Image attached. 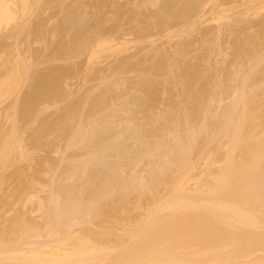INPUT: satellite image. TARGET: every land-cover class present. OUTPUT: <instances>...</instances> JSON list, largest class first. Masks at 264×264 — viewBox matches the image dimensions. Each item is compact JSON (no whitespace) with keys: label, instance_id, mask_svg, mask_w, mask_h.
Masks as SVG:
<instances>
[{"label":"rangeland","instance_id":"rangeland-1","mask_svg":"<svg viewBox=\"0 0 264 264\" xmlns=\"http://www.w3.org/2000/svg\"><path fill=\"white\" fill-rule=\"evenodd\" d=\"M249 1L250 0H0V234H1L0 235V251L1 252L4 250H7L9 248L11 249V248H15V247H16V249L18 247V249L20 248L23 250L24 249L29 250L31 248L36 247L37 245H38V247H40L39 245L41 242H43V241L45 242V240L48 241V238H46V237H47V234H49V233L51 235L50 236L51 241H52V239L54 241L55 240L57 241L58 239H62V238H60V236L62 237V235H64L63 231L67 228L66 232L68 230H69V232L70 231L74 232L77 230V232H74V233H76V235H78L80 233L79 235L84 234L88 238L89 237L91 238V236H93L92 238L96 242L99 240H100L99 242H101V240H103L104 242L102 241V243L107 242L110 245H112V244L114 245L117 243L116 241H118L119 244L117 243V245H115L116 247L114 249L116 251L115 257L118 256L117 253L119 251L123 250L122 247L124 248V243L126 241L129 242L128 244H127V242L125 244L128 246L130 245L129 249L132 250V252L127 251L129 249H126V250L124 249L123 251H125V252L122 251V253H126V256H127L126 260L131 259L130 261L133 260V262H134L135 258L133 257L134 258L133 259L131 256H133L135 254L134 252L136 250L134 252H133V250H134V248L136 249L137 246H135V245H138V244L133 245V243H136V241L133 242L132 244H130V241H128V240H130L129 238H131V235L133 236V232L131 231V230H133L132 229L134 227L133 225H135V227H136V225L139 226L138 224H141L142 220H139V219L143 217V216H141V214L146 213L147 210L145 208L148 209L147 204L149 202H147V201H149L148 200L149 196H148V198L142 196L143 197L142 198L135 192L131 191V193H129L128 192L129 190L124 189V187H125L124 184L125 183L127 184V182H123V180H122V182H123L122 183V182H120L121 179L119 178L116 181L117 183L115 181H113V183H112V185L115 184V186H113V188L115 187V190L112 188L113 189L112 191H114L112 193L113 197L111 195H109L108 191H106L105 188H104L105 190H103L102 187L99 189L100 191L102 190L101 192L103 193V194H100L99 197H101V195L104 197V195H105V199H103L101 197L102 198L101 199L102 201L100 200L101 202L96 201L97 203L92 204V206L94 208L92 207L93 209L91 208L92 210H89L90 213H87L86 212L87 210H84V208L82 211H80L81 208L83 207L81 205V203L79 205H81L82 207L79 206L80 208H77L79 210L76 209V206L78 207V204L76 206L72 204L73 207L70 206L72 209L74 208V210L77 211V212L76 211H74V212L79 213L80 216L82 217L81 218L79 216V214L73 213L74 215L72 214L73 216L69 219V221L72 218L74 220L78 219V220H76L75 226L78 224L79 225L76 227V229H75V226H73L74 229L71 228L72 224H71V227L69 225H67V223L68 224L73 223L74 220L67 222L66 218H65L66 221H64V222H67L66 225L68 227L64 224L65 229L63 227L61 229L60 226L64 222L59 224L61 222V220H60V222L57 220L59 218H56L55 216H53V214H52V216H48L51 214V211L49 212L48 211L49 208H47V207H49V204H50L48 201L56 193H57L56 194L57 196L62 194L60 197L64 196L65 193L66 194L68 193L67 195L69 196L70 195L69 191H72V188H74L76 190L78 189V191L80 188V190L82 192H84L85 187L81 183L82 182L86 183V180H84V181H81V180H82V178H85L83 176L85 173L84 172L85 170L88 171V174H90L91 172L94 173L93 174L94 176H91L92 174L89 175L90 177L87 175L89 177V179H91L90 181H92L95 178V176H98V174H99V177H96V179L98 178L97 179L98 181H101L100 175L104 174V178H105L104 172H106V171H104V172L102 171L105 167H103L101 169L100 168L101 166H99V168L97 167L98 170H97V168H95L96 169L95 171H91L89 169L91 172H89V170L86 169L89 167L90 164L92 166L90 165L91 167H89V168H94V165H96V163L98 165H100V162L98 163V161H97V160H100L99 156L96 155L97 156L96 157L97 162L95 161V159L91 158V156L93 154H95V151L97 152L98 149L97 150L91 149L92 151L90 149H87V151L85 152V150L87 148L85 146H87V144L89 145L88 142L92 141V140L90 141L89 136H88L89 132H87V131H89L87 129L89 126L88 124L89 123L93 124L94 119H95L96 123L101 120L100 122L97 123V125L99 123L102 125V123H104V121H103L104 118L106 120L107 116H108L107 120L113 122L112 123V125L114 124V126H112L113 128L110 127L111 130L108 131L107 134L104 135V136L107 135L105 139H107L108 141H110L108 139V136L112 135L113 138H116L115 135H120L121 134L120 131L121 132L125 131L128 124H129V126H128L129 128H127V130L130 129L131 132H133V131L135 132V130L137 129L136 130L137 132H135V135L136 136L138 135L139 138L141 137L140 142H139L140 145L135 141L136 139H138V137L135 138V140L130 139V141H129L128 135L131 132L127 131V133H125L126 135L125 136L123 135V137H122L123 139H121V137L119 138L117 136L118 138L116 141V139H113L111 137L112 140L110 143L112 145H110V147H109L110 150L109 149H102L103 151L107 152V155L109 156V158L106 154H104L103 151H100V149H99V151H100V153L103 152V154L105 155L104 159L106 158V160L109 162L112 161L109 164V167H108L109 169L106 168L107 171L111 169L110 171H113V173L114 172L116 173L118 171V167H119L120 171H118L117 174L119 172L121 173L123 171L124 173H121V178L123 179V177H124L125 180H128V178H130L131 174L129 175V173H131V172L140 173L143 171L144 173L142 172V174L145 175L146 176L145 178L148 179L150 177V176H148V175H150V170L152 168H154V166H153V165H155V164H153L154 162H156L158 160L161 163L160 165L163 166L164 165L163 162L164 161L166 162L167 160L170 159L169 155H168L169 156L168 157L167 154H165L166 155L165 156L164 153H162V152H164V150L161 147L162 146L161 144L162 143L164 144L165 142L167 144H170L172 142V144H170V146L177 145V143H174L175 141L177 142V139L175 141H173L174 132H172V130H171L172 128L175 130L179 128V130H180L185 125L186 122H184V121H186V120L189 121L190 124H191V122H193L192 125L195 126L196 123L199 121L198 119H200V121H202L203 120L202 118H204L203 116L201 117L200 114L199 115L197 114L198 112L199 113L201 112V108H203L202 110L207 109L206 112H208L210 109H212V107L214 108V106H215V108H214L215 111H217V109H218L217 112L220 113L221 110H223V109H221L222 106H223V108H226V105L228 106L229 102L233 101V98L230 97L233 94L232 95L229 94L231 91V90L229 91V89H230L229 81L230 80L228 81L227 79H230L231 76L232 77L238 76L239 77L238 81L242 80V83H244L245 81H246V83H248L247 85H245V89L248 90L247 93H250L251 90L255 87V86L253 87V85L256 84L254 82H256L257 80L260 81V80H262V78H264V38H263L264 35H262L264 33V32H262L264 30V0H257V1L251 0L250 2H252V3H249ZM253 2H255V3H253ZM244 5H246V6H244ZM256 6H257V8H255ZM239 7H241V8H239ZM236 8H238V9H236ZM251 8H252V10H251ZM254 8H255V10H254ZM227 9L231 13H229V11H227ZM247 9H248L249 13L251 11L250 14L248 13ZM222 10H225V11H222ZM253 10L256 13H254ZM220 11L222 14H224L223 15L224 18L223 17H220V18L225 19V20H221L218 17V15L220 16V14H219ZM236 12H237V14H239L238 16L236 14H234ZM243 12H244V14H243ZM227 13H228V15H227ZM232 14H233V16H232ZM240 14L243 17L245 16V18H243ZM247 14L249 17L248 16L246 17ZM254 14H256V16ZM230 16H232V17L230 18ZM250 16H252L253 18H251ZM226 17H228L229 19L228 18L226 19ZM218 20H220L221 22L219 21L220 22L219 23ZM241 20H242V22H241ZM227 23H229V24H227ZM242 24H244V25H242ZM230 25H232L233 27ZM236 25H237V27H236ZM180 31H181V34L179 33ZM184 31H186V32H184ZM260 39H263V40H260ZM216 42H218V43H216ZM214 44H216V45H214ZM260 50L262 51L263 56L261 55L262 53ZM253 52H256V54ZM257 54H259V55H257ZM253 55H254V57H253ZM255 55H257V56H255ZM260 55L263 58L260 57ZM162 56H164V57L162 58ZM169 59L172 60L173 64L172 63L169 64L170 63ZM252 59L253 60L255 59L257 61V63H254L256 61L255 60L252 61ZM166 60L169 63L166 62ZM250 61H252V62H250ZM260 61H261V64H258V63H260ZM175 62H177L179 64L176 65L177 63H175ZM164 63L166 64V67H165ZM257 64H258L259 69L256 66ZM167 65L168 66L171 65L172 68L167 67ZM234 65L236 66L237 70H235ZM163 67H165V68H163ZM227 67H229V68H227ZM232 67L234 69H230ZM244 67H245V70H243V72H242V69ZM162 68L164 71L162 70ZM252 68H253V70H252ZM254 68H256L255 69L256 71L254 70ZM216 70H217V73H216ZM222 70H223V72H222ZM232 71H233L234 75L236 73L235 76L233 75ZM117 72L119 74H117ZM168 72H170V73H168ZM249 72L252 74H247ZM219 73H220V75H219ZM240 73H241V75H240ZM245 73L247 75H251V76L247 77V75ZM117 75H119V76L117 77ZM242 75H244L245 77ZM218 76H219V79L217 78ZM115 77L117 80L114 79ZM214 77H216V80H217V82L215 84H214V81H216V80ZM220 77H222V78L220 79ZM223 77H225V78H223ZM226 77H229V78H226ZM100 78H101V81H100ZM102 78L105 80H103ZM222 79H223V81H225V80L228 81V82H226L228 84H226L224 82H223V84H221L224 86V87L222 86V92H223V89L228 88L227 86H229V89H226L228 91L226 92V90H224L223 95H221L220 89H219L220 91L218 93H216L217 89L215 90V92L212 89L214 87L213 85L218 84L219 80H220L219 83H222V81H221ZM234 79H237V77ZM111 80H113V81H111ZM118 80H120V81H118ZM212 80H214V81H212ZM247 80H249V81H247ZM253 80H254V82H252ZM102 81H104V82H102ZM105 81H108L109 83L105 82ZM121 81H122V83H121ZM208 81L209 82L211 81V82L209 83ZM262 81L264 82V79ZM101 83H102V85H101ZM117 83L118 84L120 83L121 86L120 85L118 86ZM239 83H241V82L239 81ZM147 84H149V85H147ZM225 84H226V86H225ZM98 85H100V86H98ZM115 85H116V87H115ZM250 85H251L252 89L250 88ZM107 86H108V88L109 87H112V88H109V90H108ZM113 86L116 89L113 88ZM211 86H212V88H211ZM117 87L119 89H117ZM216 87H217V85H216ZM114 89H115V91H114ZM210 89H212V90H210ZM255 89L258 90L259 87H258V89L257 88L253 89L254 90L253 94L255 97L252 96L253 94L252 95L250 94V95L253 97V98L251 97V99H254V101L255 100L257 101L259 95L261 94L260 97L262 96V93H261L260 89L258 90L259 93ZM106 91H108V92L106 93ZM116 92H117V94H116ZM213 92L216 94L213 95L214 94ZM225 92H226V96H225ZM219 93L222 97L220 95L217 96ZM115 94L117 95V97ZM207 94H208V96L206 97L205 95H207ZM210 95L211 96L213 95V97H215L214 100L216 102H217V99H216L217 97H221L222 99L224 98L222 100L223 102L219 101V99L221 100V98L218 99V101L220 103H222L221 107H220V103L218 102L217 103L218 108H217V106L215 105L216 103L214 101H213V103H215V104H213V105L211 104L212 106H210V104H209L210 107L206 105L205 102H207V101H205L206 100L205 97L208 98ZM250 95H249V97H250ZM257 95H258V97H257ZM213 97H212V99H210L211 97L208 98V102L213 100ZM227 97L229 99H227ZM203 98L205 100H204V102H201V100ZM118 99H119V101H117ZM261 101H259V102H261ZM200 103L205 104L207 106V108H205L203 104H202L203 105V107H202L200 105ZM223 103H224V105H223ZM124 104H127V105H124ZM135 104H136V106H135ZM78 105L80 108L78 107ZM118 105H120V106H118ZM122 105L124 106V108ZM191 106H192V108H191ZM200 106H201V108H200ZM127 107H129V108H127ZM82 108H84V109H82ZM100 108L101 109L103 108L102 109L103 111ZM107 108L108 109L110 108L109 109L110 111ZM130 108H131V110H130ZM208 108H210V109L208 110ZM105 109H107L106 112H105ZM113 109H115V110H113ZM122 109H124V111L127 114L125 112H123ZM96 111L97 112L99 111V112L97 113ZM113 111H115V112H113ZM128 111H130V112H128ZM120 112H122V113H120ZM202 112H205V111H202ZM106 113H107V115H106ZM162 113H163V115H162ZM194 113H196L197 114L196 117H199V118L194 117V115H193ZM96 114L99 116H97ZM117 114H119V115H117ZM157 114H158V116H157ZM115 115H116V118H114ZM121 115H122V117H121ZM202 115H203V113H202ZM129 116L131 119L134 117L135 118L130 120ZM148 116L150 118H148ZM261 116H263V115H261ZM111 117H112V119H111ZM117 117H119V118L117 119ZM173 117H175L174 118L175 120L173 119ZM88 118H90L91 120ZM98 118H99V120H97ZM123 118L128 121L127 122L128 124L126 123V120L125 121L123 120ZM136 118H137V120H139L138 121L139 123L137 122ZM159 118H160V120H158ZM179 118H180V120H178ZM185 118H186V120H185ZM114 119L117 122H115ZM120 119H121V121H120ZM155 119H157V121ZM170 119H172V120H170ZM195 119L198 121H195ZM145 120L147 121L146 122L147 125L145 123ZM166 120H168V122H166ZM173 120L177 121L180 124L179 125L180 127H178V125H175V127H177V128H174L173 125H170V126H168V128L170 127L169 128L170 130H169L167 128V126H163V125H167V123L170 124L169 121H172V123H174ZM210 120H211V122L215 121V119H210ZM118 121H120L121 124H119ZM131 121H133L134 123ZM200 121L197 123L198 125L201 123ZM82 122H83V124H82ZM95 122H94V124H96ZM164 122H166V123H164ZM153 123H154V125H153ZM183 123H184V125H183ZM80 124H81V127H80ZM117 124H119V125H117ZM134 124L135 125L138 124L136 128L133 127V126H135ZM104 125H106V124H104ZM115 125H117V126L115 127ZM124 125H126V127ZM76 126H78V127H76ZM118 126H120V127H118ZM75 127H76V129H74ZM117 127H118V130H117ZM157 127H159V128H157ZM187 127H190V125L188 124ZM78 128L80 130H78ZM164 128H167L166 130H169V132H171L173 135H169L170 137L168 135H164L166 132V131H163ZM85 129H86L87 134L84 133V137L86 135L87 138L85 139L83 137L82 139H80L79 138L80 134L77 136V133H78V131H81V130L85 131ZM158 129L162 130L163 133H162V131L159 132ZM117 132H119L120 134ZM140 132H141V134H140ZM144 132H146V133L144 134ZM155 132L156 133L159 132V133L156 135ZM169 132H167V133H169ZM159 134L160 135L163 134V136H166L165 139L161 138L163 136L162 135L159 136ZM74 135H75V137H74ZM147 135H149V136H147ZM76 136H77V138H76ZM132 136L133 135L131 134V137ZM144 136L146 138V142L145 141L144 142L148 143L149 146H151V145L156 146L155 143H157V142H159L158 145L161 143L160 144L161 146L159 145L161 147L160 155H162L163 158L161 156H160L161 158L160 157H153L149 153H148L149 155H147V156L145 153L143 154L142 150L146 151V152L149 151L148 148H145L146 146L141 148L145 144L144 143L143 145H141V143H142L141 140L145 139ZM171 136H173V138ZM69 137H70V140H69ZM169 138H170V140H169ZM199 138H200V139H198L199 142H197L195 144L194 148L192 149V150H194L192 153L193 157L191 156V159L193 158L192 159L193 161H194V158H196L198 155L197 152H199V154L201 153V151H199V150H201L200 147H201V145L204 144L203 142L205 141L202 136ZM17 139L18 140L20 139V140L18 141ZM71 139H73V141H71ZM84 139H85V143H84ZM88 139H89V141H87ZM127 139H128V141H127ZM156 139H157V142H156ZM166 139H168V140H166ZM77 141H80L81 143L78 142V144H79L78 145ZM225 141L227 142V139H225ZM225 141L223 140L222 144L220 143L221 151H220V153L218 152L219 155L216 154L217 156H219L218 160H222V159H220V154L222 152V154H221V158H222L223 154H224L223 150L226 147ZM68 142H69V144H68ZM125 142H127V143H125ZM113 143H114L115 147L113 146ZM118 143H120V146ZM16 144H19V145H16ZM122 144H124V145L130 144V146H127V147L129 148L132 146V150L134 151L133 152L134 154L130 153V156H129L128 155L129 152L127 154L125 152V150H123V148H126V147L121 146ZM135 144H136V147H135ZM15 147H16V151H15ZM121 147H122V149H118ZM137 147H138V149H137ZM213 147L214 146H211V147H209V149H211V148L214 149ZM222 147L224 149H222ZM84 148H85V150H84ZM144 148L146 150H144ZM12 149H14L13 152H12ZM114 149H116V150H114ZM147 149H148V151H147ZM118 150H119V153H118ZM132 150L130 149L129 151L132 152ZM9 151H11V153ZM26 151L28 152V154ZM111 151H114V154ZM13 153H15V155ZM89 153H90V155L91 154L92 155L90 157H88V159H87L85 155L87 154V156H89ZM121 153H123V154H121ZM194 153H195V155L196 154L197 155L194 156ZM103 154L101 153V155H103ZM116 154L118 156L120 154L121 155L118 158V156ZM142 154H143V156H142ZM81 155L85 156L84 159L87 160L88 162L85 161ZM150 155H151V158H150ZM77 156H78V158L81 157L82 159L81 160L78 159ZM110 156L114 159H112V158L110 159ZM138 156H139V158H138ZM217 156H215L216 159H217ZM94 157H95V155H94ZM140 157H142L143 160L142 159L140 160ZM115 158H118V159H115ZM132 158L133 159L135 158V159L133 160ZM165 158H166V160H164ZM198 158H199V155H198ZM198 158H197V160H198ZM90 159H91V162L93 161V163H95V164H93V163L89 164ZM116 160L119 162L121 160V162L119 163ZM128 160H129V162H128ZM139 160L142 162V164L140 163L139 165H137ZM151 160L153 162H151ZM197 160H195V161L197 162ZM105 161L104 160L101 161V163H104V166L108 163L107 161L105 163ZM132 161H133V163H132ZM203 161H204V159L201 161L202 164H201V162H199L200 166L198 165V167H193V168H196V171L193 169L192 171H194L195 173L193 174V172L191 171V174L195 175L196 173L198 174L199 172H200V174H204L203 172L207 173L206 172L207 170L210 172V174H211V172L213 173V171H218V172L220 171V170H217L218 168H220L218 166H214L213 168L211 167L212 170L210 168L205 169L207 166L203 167L205 165L203 163ZM85 162H87L88 165ZM149 162H151V163L149 164ZM177 162L178 161H176V163ZM70 163H72V164H70ZM111 164L113 165V167L111 166ZM118 164H119V166H118ZM195 164L197 166L198 162L194 163L193 165L195 166ZM85 165H87V167H85ZM165 165L163 167H165ZM173 165L174 166L169 167L170 171L172 173L168 169V171H165L166 174H164V175L161 174V175H163L161 177L162 181L160 179V181L162 183H160L157 186L160 194L164 197H165L166 190L168 189V186H169L166 182L170 181V183H172L174 181V179L180 173L179 172L180 170L178 167L179 164L175 165L173 163ZM201 165H202V169H201ZM79 166H81V167H79ZM121 166H123V167H121ZM74 167H75V169H74ZM115 167H117V168H115ZM176 167H178V168H176ZM72 168H73V171H72ZM137 168L139 170H137L135 172V170ZM68 169H69V171H68ZM70 169H71V171H70ZM203 169H204V171L201 173V171ZM77 170H79V171L77 172ZM80 170L81 171L83 170L82 171L83 173ZM114 170H116V171H114ZM146 170H148V171H146ZM129 171H131V172H129ZM145 171H146V174H145ZM108 172L106 173V175L109 174ZM125 172H126V174H125ZM66 173H68V174H66ZM176 173H177V176L175 175ZM122 174H123V176H122ZM127 174L129 177L127 176ZM167 174H168V177H165V176H167ZM173 174L175 175L174 178H173V176H174ZM204 175H207V174H204ZM81 176H83V177L81 178ZM125 176H127V177H125ZM203 176L201 177L202 179L207 178L206 176L205 177H203ZM101 177L103 178V176H101ZM163 177H165V178H163ZM169 177H170V179H169ZM171 178H173V179L171 180ZM96 179H94V180L96 181ZM77 181H79V182H77ZM206 181H204L205 184L208 183ZM72 183H73V185H72ZM165 184L168 186L166 187ZM68 185L71 188V190H69L70 188L68 189ZM120 185H122L123 187ZM151 187L153 189V184H151ZM120 188H122V189H120ZM62 189H63V191H62ZM67 189H68V191H67ZM105 191L108 194H105L104 193ZM88 193H91V192H88V190H87L83 193L84 195L82 194L81 197L78 196V198H81L80 199L81 202H84L85 197H87V199H88V196L90 197V195ZM153 193H154V191H153ZM32 194H34L35 197H33V200H29L32 198V196H33ZM50 194H52V196ZM79 195H81V194H79ZM68 196H66V197H68ZM66 197L64 196L63 199L65 198L66 202H67L68 200ZM73 197H75V196L73 195ZM138 197L141 198L140 201H138V199H139ZM68 198L70 199V196ZM135 198H136V200H134ZM41 199H42V201H41ZM125 200H127V201H125ZM70 201L72 202V199H70ZM107 201H108V203H107ZM116 201H117V203H116ZM35 202H37V203H35ZM141 203L144 205H142ZM39 204H40V206H39ZM135 204L137 205V207ZM134 205L136 208L133 207ZM118 206H120V207H118ZM121 207H123L124 209ZM42 208H43V210H42ZM125 208H127V210H125ZM133 208H135V209H133ZM137 208H139V209H137ZM121 210H123V211H121ZM47 211L49 212V214H47L48 213ZM83 211L86 213V215L89 214L91 216L92 220L90 219V216L87 217ZM80 212L81 213L83 212V213L81 214ZM263 212H264V210L261 213H263ZM137 213H138V215H137ZM261 213H259V214H261ZM75 215H77L76 218L74 217ZM95 215H97V216L95 217ZM49 217L51 218V220ZM78 217L81 218L80 219L81 221H80V223L77 224V222L79 221ZM85 217L87 219L89 218L91 221L89 220V222H86L88 220H86ZM125 217H127V218H125ZM135 217H136V219H135ZM164 217L163 218L159 217V219L154 220L155 224L158 223L155 225L156 228H154L155 230L159 229V232L155 231V233H154L156 236L158 234V237H155V235L152 234L154 232V231L152 232V230H151L152 233L150 231L148 232L149 237L147 235L146 236L148 237V239L151 236V238L149 239L151 241H153V239H155V238H157L155 240H158V238H161V240L163 242H162V245L159 244V247L161 245V248L163 249L164 246L168 245V249H171V248H169V245H171L170 247H172V249H174L176 251L175 253H177V254H175V255L176 256L178 255V257H179L178 253H180V252L186 251L188 253L189 251L186 250L185 243H186V240L192 238L193 234L191 232L188 239H186L187 236L184 234H183L184 236L180 234L181 236L178 237L179 233H181L180 230L183 231V228L180 227L179 231H178L177 226H182V225H178L179 221L181 222L180 224L184 225V223H185L184 220L185 219L189 220L190 217H187V216L183 217V215L176 217L175 219H178V221L175 220V222L177 224L174 222V219H171L172 216H167L166 220H164L165 219ZM21 218H22V220H21ZM68 218H69V216H68ZM84 218L86 221L84 220ZM168 218L171 221H169ZM197 218L199 219L200 217L198 216ZM24 219H25V222L29 221V223L26 222L27 223L26 224L24 222ZM46 219H48V221ZM124 219H126L128 221H126V223H125ZM152 219L149 221H152ZM179 219H181V220L183 219V220L181 221ZM198 219H196V221L200 222V221H198ZM200 219H201V222L202 221L205 222V220L206 219L208 220L209 218H207V216H206V217H201ZM49 220L51 221V223H49L50 222ZM158 220H160L161 223ZM207 220H206V222H207ZM211 220H212V218L209 219V222ZM55 221L57 222V224L60 225V226L58 225L61 229V231H59V232L57 230H60V229L58 228L57 225H56L57 226V228H56V226H55L56 222ZM117 221H118V223H117ZM135 221L136 222L140 221V223L139 222L136 223ZM166 221H167V223H168V221L170 223L168 225L163 224L164 222L166 223ZM183 221H184V223H183ZM172 222H174V224ZM217 222H218V224H217ZM217 222L215 221L216 227L214 225L215 224L214 221L212 222L214 224H211V223L208 224L207 223L205 230H203L204 232L201 230H198L197 227H194V229H193L194 230L193 233L195 232L194 234L198 233L199 236L201 233L205 234V237H203L204 235L203 236L201 235L202 236V239H200V240H202V241H200L201 244L196 243V247L199 246V248H202L204 246L202 244H206V242L208 244L209 243L213 244L212 243L213 242L212 237L214 236V234H213V236H211V234L209 233L210 227L215 228V230H218V232L224 230V229H221L222 228V225H221L222 222H219V221H217ZM14 223H16V224H14ZM74 223H75V221H74ZM81 223H83V224H81ZM17 224H18V226H17ZM47 224H48V227H47ZM52 224H53V226H51ZM89 224H90V226H89ZM127 224H128V226H127ZM160 224H163L165 227H163V225H160ZM170 224H172V225H170ZM26 225H30V226H26ZM103 225H104V227H103ZM157 225H159L160 228H158ZM174 225L176 226V229H177L176 230L177 232L176 231L174 232L175 234L173 232H171V231H174V228L173 229L171 228V227H175ZM101 226L103 228H107V229H104L105 233L102 231L103 229L101 228ZM161 226H162V228H161ZM220 226H221V228H220ZM33 227L36 229V231ZM53 227H54V229H51ZM28 228L29 229L33 228V229L29 230ZM46 228H48V229H46ZM95 228H96V230H95ZM163 228H164V230H163ZM87 229H88V231H87ZM98 229H100V230H98ZM219 229H221V230H219ZM249 229H251V228H249ZM39 230H41L43 232L41 233V231H39ZM50 230H52V231H50ZM160 230H162L164 232H162V231L160 232ZM166 230H168V232ZM244 230L245 229H243V231ZM246 230H248V228ZM29 231L33 232V233L31 232V235H33V234H34V236H37V234L40 235V236H38L39 238L37 237L39 240L36 238L37 240L34 239L35 241L39 242L41 239L43 240L44 238H45V240H43V241L41 240L40 243H38V242L36 243L34 240H33L34 243L30 242L31 236H29V238L28 237L26 238V236L29 234ZM98 231H99V234L96 235V233H98ZM254 231H252V233H250L248 235L246 234L248 237H246L244 235H237L238 231L233 233L234 234V237H233V234H231V232H230L229 233L230 236H232V238H234V239H230V240L238 241V239H240L239 241L241 242L243 240V237H241V236H244V238L246 240L245 241L243 240L241 243L236 244L237 247H235V246L234 247H232V246L227 247L225 250V252L226 251L227 252L224 254L228 255V253L230 252L229 255L233 254L234 257L235 256L237 257L236 258L237 260L236 259L235 260L237 261L238 264H240V261H241V264H244V263H242V260L240 257L241 254H245V252H246V254L250 255V253H251V255L253 256V254L255 252H248L251 250L250 248L253 247L252 248L253 251H255L258 246L262 247V249H264L263 248L264 240L262 242V239H264L263 238L264 235L262 238H260L259 241H257L255 236L253 235ZM35 232H37V233L35 234ZM67 233H65V235ZM85 233H87V234H85ZM93 233H94V235H92ZM120 233H121V235L123 234L124 237H123V235L121 236ZM172 233H173V237L171 236L172 237V239H171V237H168V235H171ZM240 233H241V231H240ZM111 234H112V236H111ZM216 234H218V233L216 232ZM257 234H258V232H257ZM257 234H255V235H257ZM263 234H264V232H263ZM88 235H90V236H88ZM161 235L163 237L166 236V237H164L166 239L168 237V239H169V240L167 239L168 243H167L166 239L164 240V238L162 239V237H160ZM235 235H236L237 239H236ZM249 235H251V237H253V240L250 241L251 237ZM125 236L128 238V240ZM176 236L178 238H176ZM221 236L222 235H219L220 238H221ZM238 236H240L242 238V240ZM260 236H261V234H260ZM104 237L106 240L104 239ZM109 237H110V239H109ZM114 237H115V239H114ZM25 238L29 239L30 241L29 240L28 241L30 243H32L33 245H31L29 242H28L29 245H27ZM116 238L118 240H116ZM174 238H176V242L178 241V243H176V245L174 242H172ZM179 238H180V242L184 239L183 243L181 242V244H179L180 243ZM181 238H182V240H181ZM227 238H230V237H228V234H227ZM247 238H250L248 240V242L250 241V243L246 242ZM19 239H20V242H19ZM93 239H91V240L93 241ZM123 240L124 241L126 240V241L123 242ZM23 241H25L26 245L23 244L24 243ZM120 241H121V243H120ZM158 241H160V239ZM260 241H261V243H260ZM145 242L146 241H144L142 243L144 244ZM148 242L149 241H147L145 243V244H147L146 248L143 247L144 245L142 246V244H139L140 246H142L144 248V250H142V247L140 249L139 245H138L139 247H137V248H139L140 251L142 250L144 252L149 247ZM243 242H244V244L246 243V245H244ZM166 243H167V245H166ZM34 244H36V245H34ZM120 244H122V246ZM154 244H156V241L152 245H154ZM208 244H207V246H208ZM30 245L33 247H31ZM178 245H180V247L183 246L184 250L179 248ZM247 245L249 247H247ZM43 246H44V244H43ZM132 246H133V248H132ZM25 247H27V248H25ZM38 247H36V248H38ZM120 247H121V249H120ZM125 247H127V246H125ZM176 247L179 248V250H176L177 249ZM259 247H258V249L260 250ZM254 248H255V250H254ZM165 249H167V248H164V250ZM228 249H229V251H228ZM174 250L172 251L173 253H174ZM147 251H148V249H147ZM128 252H130V253H128ZM166 252H167V250H165V252H163V253H166ZM169 252L170 253L168 254V256L173 258V256H171V255H174V254H172L170 250H169ZM127 253H128V255H127ZM131 253H134V254H131ZM256 253H257V250H256ZM129 254H131V256ZM143 255H144V253H143ZM154 255L152 254V256H154ZM165 255H167V254H165ZM175 255H174V257H176ZM180 255L182 257L184 256L182 254H180ZM126 256L124 255L125 258H126ZM158 256H160V255H158ZM111 257H113V256L111 255ZM111 257H108V258H110V261L105 260V262L106 263L112 262L114 259ZM128 257H130V258H128ZM184 257L186 258V256H184ZM234 257L230 258L232 260L229 259L228 264L229 263L231 264V261H232V264L236 263L235 261H233ZM238 257H240V258H238ZM108 258H106V259H108ZM163 258L166 259L165 261L163 260L164 262H167V260H169V258L167 259L164 256L162 257V259ZM256 258H254V259L256 260ZM111 259H113V260L111 261ZM162 259H160L159 261H161ZM190 259L194 263H192L190 261ZM190 259H189V257H187L184 260V262H187V263H183V264H197L198 263V262L192 260V258H190ZM238 259H240L239 262H238ZM259 259L261 260V258H259ZM260 260H259V262L261 263ZM188 261L190 263H188ZM251 261L248 262V264H251ZM168 262H170V261H168ZM23 263H21V264H23ZM5 264H15V263H5ZM168 264H170V263H168ZM217 264H219V262H217ZM255 264H257V263H255Z\"/></svg>","mask_w":264,"mask_h":264},{"label":"bare ground","instance_id":"bare-ground-1","mask_svg":"<svg viewBox=\"0 0 264 264\" xmlns=\"http://www.w3.org/2000/svg\"><path fill=\"white\" fill-rule=\"evenodd\" d=\"M251 1V0H250ZM249 1V3H252V2H250ZM257 1V0H256ZM253 3H255V2H253ZM250 5V4H249ZM244 6H246V5H244ZM248 6V5H247ZM251 6V5H250ZM5 7V6H4ZM228 7V6H227ZM225 8V7H224ZM234 8V7H233ZM239 8H241V7H239ZM249 8V7H248ZM255 8H257V6L255 7ZM255 8H254V10H255ZM236 9H238V8H236ZM235 9V10H236ZM260 9V8H259ZM250 10V9H249ZM251 10H252V8H251ZM254 10H253V12H254ZM258 10V9H257ZM256 10V11H257ZM261 10V9H260ZM222 11H225V10H222ZM227 11H229L228 9H227ZM232 11V10H231ZM234 11V10H233ZM244 11V10H243ZM247 11H248V9H247ZM262 11V10H261ZM246 12V11H245ZM226 13V12H225ZM229 13H231L230 11H229ZM240 13V12H239ZM248 13H249V11H248ZM250 13H251V11H250ZM249 13V14H250ZM254 13H256V12H254ZM219 14H220V16L218 15V17L220 18V17H223L224 18V14H222L221 13V11L219 12ZM234 14H236L237 16L239 15V14H237V12L236 13H234ZM243 14H244V12H243ZM222 15V16H221ZM227 15H228V13H227ZM241 15V14H240ZM255 16H256V14H254ZM259 15V14H258ZM232 16H233V14H232ZM232 16H230V18L232 17ZM242 16V15H241ZM248 16V14L246 15V17ZM243 17V16H242ZM249 17V16H248ZM251 18H253L252 16H250ZM228 17H226V19H227ZM235 18V17H234ZM243 18H245V16L243 17ZM221 20H225V19H222V18H220ZM229 19V18H228ZM249 20V19H248ZM220 20H218V22H219ZM228 21V20H227ZM231 21V20H230ZM237 21V20H236ZM239 21V20H238ZM221 22V21H220ZM219 22V23H220ZM241 22H242V20H241ZM222 24V23H221ZM224 24V23H223ZM227 24H229V23H227ZM226 24V25H227ZM233 24V23H232ZM242 25H244V24H242ZM230 26H232V25H230ZM261 26V25H260ZM233 27V26H232ZM236 27H237V25H236ZM226 28V27H225ZM229 29V28H228ZM225 30V29H224ZM233 30V29H232ZM183 32V31H182ZM184 32H186V31H184ZM221 32V31H220ZM228 32V31H227ZM262 32H264V30L262 31ZM180 34H181V31L179 32ZM222 33V32H221ZM237 33V32H236ZM179 34V35H180ZM262 35H264V33L262 34ZM261 35V36H262ZM260 37V36H259ZM264 38V37H263ZM260 40H263V39H260ZM262 42V41H261ZM216 43H218V42H216ZM248 44V43H247ZM214 45H216V44H214ZM262 45V44H261ZM103 46V45H102ZM247 47V46H246ZM250 49V48H249ZM261 51V50H260ZM253 53H255L256 54V52H253ZM252 53V54H253ZM261 53H262V51H261ZM166 54V53H165ZM260 54V53H259ZM259 54H257V55H259ZM98 55V54H97ZM257 55H255V56H257ZM262 56H263V53L261 54ZM260 55V57H262ZM170 56V55H169ZM177 56V55H176ZM164 56H162V58H163ZM167 57V56H166ZM172 57V56H171ZM253 57H254V55H253ZM259 57V58H260ZM97 58V57H96ZM256 58V57H255ZM258 58V59H259ZM263 58V57H262ZM261 58V59H262ZM165 60V59H164ZM255 60V59H254ZM253 59H252V61H254ZM263 60V59H262ZM95 61V60H94ZM169 61H170V63L166 60V62H168L169 64H171L172 63V60H170L169 59ZM252 61H250V62H252ZM256 61V60H255ZM165 62V63H166ZM249 62V63H250ZM164 63V65H165V67H166V64ZM167 63V64H168ZM175 63H177V62H175ZM254 63H257V61L256 62H254ZM253 63V64H254ZM168 64V65H169ZM173 64V63H172ZM179 63H177L176 65H178ZM235 64V63H234ZM238 64V63H237ZM258 64H261V61H260V63H258ZM258 64L256 65L257 67H258ZM167 65V67H171V65L170 66H168ZM233 65V64H232ZM241 65V64H240ZM245 65V64H244ZM243 65V66H244ZM173 66V65H172ZM235 66V65H234ZM239 66V65H238ZM237 66V67H238ZM242 66V67H243ZM250 66V65H249ZM248 66V67H249ZM253 66V65H252ZM165 67H163V68H165ZM246 67V66H245ZM245 67L242 69V72H243V70H245ZM251 67V66H250ZM156 68V67H155ZM163 68H162V70H163ZM172 68V67H171ZM227 68H229V67H227ZM235 68V70H237L236 69V66L234 67ZM233 67L232 68H230V69H234ZM247 69V68H246ZM250 69V68H249ZM256 68H254V70H255ZM258 69H259V67H258ZM171 70V69H170ZM234 70V71H235ZM241 70V69H240ZM239 70V71H240ZM248 70V69H247ZM252 70H253V68H252ZM164 71V70H163ZM249 71V70H248ZM247 71V72H248ZM251 71V70H250ZM256 71V70H255ZM173 72V71H172ZM222 72H223V70H222ZM229 72V71H228ZM115 73V72H114ZM168 73H170V72H168ZM216 73H217V70H216ZM227 73V72H226ZM232 73H233V71H232ZM117 74H119L118 72H117ZM229 74V73H228ZM231 74V73H230ZM246 74V73H245ZM247 74H252V73H247ZM246 74V75H247ZM174 75V74H173ZM219 75H220V73H219ZM233 75H234V73H233ZM235 75H236V73H235ZM234 75V76H235ZM240 75H241V73H240ZM116 76V75H115ZM119 75H117V77H118ZM122 76V75H121ZM216 76V75H215ZM242 76H244V75H242ZM248 76H251V75H247V77ZM257 76V75H256ZM112 77V76H111ZM174 77V76H173ZM237 77V79H234V78H236ZM245 77V76H244ZM104 78V77H103ZM102 78V79H103ZM108 78V77H107ZM106 78V79H107ZM213 78V77H212ZM215 78V80H216V77H214ZM218 79H219V76L217 77ZM222 77H220V79H221ZM223 78H225V77H223ZM226 78H229V77H226ZM238 76H235V77H230V79H227L228 81H229V86H230V89H229V86H227L228 88H225V89H223V92H222V86L223 85H221V84H223V82L224 83H226V82H228V81H223V79L221 80L222 81V83H219L220 82V80L218 81V84H216L217 85V87H216V85H213L214 87L212 88V86H211V88L213 89V91L215 92V90H216V93H218L220 90H221V95H223L224 94V90H226V89H229V91H230V93L229 94H233L232 96H230L231 98H233V101H231V102H229V105L227 106L226 105V108H223V106L221 107V105H222V103H220V102H223L222 100L224 99H222L221 97V95H220V93L217 95V96H221V97H217L216 99H217V102L214 100L215 99V97H213V95H215L216 93H214L212 96L210 95L208 98H210V99H212V97H213V100H211V101H209L208 102V98H206L207 96H208V94L207 95H205L206 97H205V99L203 98L202 100H201V102H204V100L205 101H207V102H205L206 103V105L207 106H209V104H210V106H212L213 104H215L216 106H217V108H218V102L220 103V107H221V109H223V110H221V112L219 113V112H217L218 111V109H217V111H215V106H214V108L212 107V109H210V108H208V112H206V110H202L203 108H201V106L203 107V105H204V107L205 108H207V106L205 105V104H201L200 103V108H201V112L199 113L198 111V115L200 114L201 115V117L203 116L204 118H202L201 120L202 121H200V119H198L201 123L198 125L197 123L199 122L198 120H196L195 119V121H198L197 123H196V125L194 126V125H192L193 124V122H191V124H190V122L189 121H187L186 120V118H185V120L186 121H184V122H186L185 123V125H184V123H183V127L179 130V128L178 129H171L172 130V132H174V135L171 133V132H169V128H168V126H170V125H173V127L174 128H177V127H175V125H178V127H180L179 125V123L177 122V121H174L175 119V117H173V122L174 123H172V121H169L170 122V124L169 123H167V125H163V126H167V128L169 129V130H166L167 128H164V130L163 131H166L165 132V134L164 135H173L174 136V138H173V136H171L172 138H173V141H175L176 139H177V142L175 141L174 143H177V145H175L174 143V145L175 146H170V144H172V142L170 143V144H167L166 142L163 144H159L162 148H163V150H164V152H162V153H164V155L165 154H167V156L169 155L170 156V159L169 160H167L166 162L164 161L163 163H164V165H165V167H163V166H161L160 164V162L158 161H156V162H154L153 164H155V165H153L154 166V168H152L151 170H150V175H148V176H150L148 179L147 178H145L146 176L145 175H143L142 174V172H140V173H137L136 171L137 170H139L138 168L135 170V172L136 173H133V172H131V171H129V172H131V173H129V175L131 174V176H130V178H128V180H125L124 179V177H123V179L121 178V173H124L123 171L118 175L117 174V172L118 171H120L119 170V167H118V171L115 173H113V171H110V170H108L107 171V169L106 168H108L109 167V164H110V162H112V161H107L106 160V158L104 159V154H106L107 155V152L106 151H103L102 149H109V147H110V145H112L110 142H111V137H112V135L111 136H108V139L110 140V141H108L107 139H105L106 138V136H104L105 134H107V132L108 131H110L111 129H110V127L111 128H113L112 126H114V124L112 125V123L113 122H111V121H109V120H107L108 119V116H107V119L105 120V118H104V123H102V125L99 123L98 125H97V123L98 122H100V121H98L97 123L95 122V119H94V122L96 123V124H94V122H93V124L91 123H89L88 125V130L89 131H87V132H89L88 133V136H89V139H90V141L91 142H88L89 143V145L87 144V146H85V147H87L86 148V150H85V148H84V150H85V152L87 151V149H98V151L96 152L95 151V154H91L90 155V153H89V156H87V154L85 155L86 156V158L88 159V157H90L91 156V158H93V159H95V161H96V157L97 156H99L100 157V160H97L98 161V163L100 162V165H98L97 163H96V165H94V168H89V167H91L92 165L90 164V163H93V161L91 162V159H90V161H89V164L91 165H89V167L88 168H86V169H90L91 171H95L96 169L95 168H99V166H101L100 168L102 169L103 167H105L102 171L104 172V171H106V172H104L105 173V178H104V174L103 175H100V178H101V181H98L97 179H96V177H99V174H98V176H95V178L94 179H96V181L94 182L93 180L92 181H90L91 179H89V175H91V176H94L93 174L94 173H92L90 170H89V172H91L90 174H88V171L87 170H85L84 172L86 173H84V177L85 178H82L83 176H81V178H82V180L81 181H84V180H86V183H84V182H82L81 184H83L84 185V187H85V191H87L88 190V192H91V193H88L89 195H90V197L88 196V199H87V197H85L84 198V202H81V198H78V196H82V194L85 192H82L81 190H80V188H79V191H78V189L76 190V189H74V188H72V191H69L70 193V199H72V202L70 201V199L68 198L69 196L65 193L64 194V196L66 197V196H68V197H66L67 198V202H66V199L64 198L63 199V197L64 196H62V197H60L61 195H59V196H57L56 194L53 196V197H51L50 199H49V207H47V208H49V212L51 211V214L50 215H48V216H52V214H53V216H55L56 218H59V219H57L59 222H60V220H61V222L59 223V224H61L62 222H64V221H66L65 220V218L67 219V222H70V221H72V220H74L73 218L69 221V219L77 212L76 210H74V208L72 209L70 206H72L73 207V205H77L78 204V207L76 206V209L77 208H80L79 206H81L82 208H81V210L80 211H82L83 210V208H84V210H87L86 212L87 213H90V211L89 210H92L94 207L92 206V204H94V203H97L98 201L99 202H101L102 200V198L103 199H105V195H104V197L101 195V197H99V195L100 194H103L99 189L102 187L103 188V190H105L106 189V191H108V193H109V195H111L112 196V193L114 192V191H112L113 189L115 190V187L113 188V186H115V184L114 185H112V183H113V181H117L119 178L121 179V181L120 182H122V180H123V182H127V184L125 183L124 185H125V187H124V189H126V190H129L128 192L129 193H131V191L132 192H135V193H137L140 197H142V196H144V197H147L148 198V196H149V198H148V200L149 201H147V202H149L147 205H148V209L147 208H145L147 211H146V213L144 214H141V216H143L142 218H140L139 220H142L141 221V224H138L139 226H137L136 225V227H135V225H133L134 227L132 228L133 230H131L132 232H133V236L131 235V238H129L130 240H128V238H127V240L128 241H130V244H132L133 242H135L136 241V243H133V245L134 244H142V246L143 247H145L146 248V246H147V244H145L147 241H149L148 242V245H149V247L147 248L148 249V251H147V249L143 252L142 250H144V248L142 247V246H138V245H135V246H137V247H139L140 249H141V247H142V252L140 251V249L139 248H137L136 247V249L134 248V250H133V252L135 253H131V254H134L133 256H131V254H129L133 259H134V262H133V260L132 261H130L131 259H129V260H126L127 259V256H126V253H122V251L125 249H129V246L128 245H126L125 243L127 242L126 240V242L123 240V242H125L124 243V248L122 247V249L123 250H121V251H119L117 254H118V256L117 257H115V245H117V243L119 244V242L118 241H116V240H118L117 238L119 237H117L116 238V244H112V245H110L109 243H102V241L103 240H101V242H99V241H95L92 237L93 236H91V238L89 239L86 235H79L78 233V235H76V233H74V232H77V230L76 231H70L69 232V230L66 232V229L64 228V224L66 225V223L67 222H64L63 224H61V226L59 225V224H57V222H56V224H55V226L57 225H59L60 227H61V229H62V227L65 229L64 231H63V233H64V235H65V233H67L65 236L64 235H62V237L60 236V238H62V239H58L57 241L55 240H53L52 239V241H51V238H50V233L49 234H47V237L46 238H48V241L47 240H45V238L43 239V240H45V242L43 243V242H41L40 243V241L38 242V241H35V240H37L39 237L38 236H40V235H38L37 234V236H34V234L33 235H31V232L29 231V234L26 236V238L28 237L29 238V236H31L30 237V240L29 239H26V242H27V245H29L28 244V242L30 241V242H32V243H34L33 242V240L37 243H40V247H38V245L36 246V247H38V248H36V247H34V248H31V249H29V250H23V249H18V247H17V249H16V247L15 248H9V249H7V250H4V251H0V264H5V263H15V264H21V263H23V264H166L168 261H170V262H168V263H170V264H183V263H187V262H184V260L187 258V257H189V259L190 258H192V260H194V261H196V262H198L199 264L201 263H203V264H217V262H219V264H228V261H229V259L230 258H232V257H234L233 256V254H231V255H229L230 254V252L228 253V255L227 254H224V253H226L225 252V250H226V248L227 247H229V246H232V247H237L236 246V244H238V243H241L243 240L245 241L246 239L244 238V236H246V237H248L247 235L248 234H250V233H252V231H254L253 232V235L255 236V238H256V240L257 241H259L260 240V238H262L263 237V232H264V212L263 213H261L263 210H264V82L262 81L264 78H262V80H260V81H256V82H254V80L252 81V82H254V83H256V84H254L253 85V87L254 88H257L258 89V87H259V89L261 90V93H262V96L260 97V95L258 94L259 93V89L258 90H256L258 93V95H259V97H258V95H257V97H258V100L255 102L254 101V99H251V97L253 96V97H255L254 96V94H253V92H254V88L252 89V87H251V85H250V88L252 89H250L251 90V92L250 93H247V91L248 90H246L245 89V85H247L248 83H246V81L244 82V83H242V80H239L241 83H239V81H238ZM109 79V78H108ZM107 79V80H108ZM112 79V78H111ZM114 79H116V77L114 78ZM124 79V78H123ZM246 79V78H245ZM244 79V80H245ZM103 80H105V79H103ZM117 80V79H116ZM115 80V81H116ZM122 80V79H121ZM100 81H101V78H100ZM111 81H113V80H111ZM118 81H120V80H118ZM123 81V80H122ZM122 81H121V83H122ZM212 81H214V80H212ZM247 81H249V80H247ZM102 82H104V81H102ZM105 82H108V81H105ZM117 82V81H116ZM115 82V83H116ZM209 82V81H208ZM211 82V81H210ZM209 82V83H210ZM217 82V80L216 81H214V84ZM260 82V83H259ZM109 83V82H108ZM104 84V83H103ZM118 84V83H117ZM125 84V83H124ZM143 84V83H142ZM212 84V83H211ZM226 84H228V83H226ZM226 84H225V86H226ZM101 85H102V83H101ZM113 85V84H112ZM120 85V83L118 84V86ZM147 85H149V84H147ZM98 86H100V85H98ZM111 86V85H110ZM121 86V85H120ZM123 86V85H122ZM209 86V85H208ZM115 87H116V85H115ZM114 86H113V88H115ZM224 87V86H223ZM109 88H112V87H109ZM109 88H108V86H107V89L109 90ZM116 89V88H115ZM115 89H114V91H115ZM117 89H119L118 87H117ZM212 89H210V90H212ZM220 89V90H219ZM98 90V89H97ZM249 90V91H250ZM228 90H226V92H227ZM108 91H106V93H107ZM138 92V91H137ZM212 92V91H211ZM226 92H225V96H226ZM105 93V92H104ZM102 94V93H101ZM109 94V93H108ZM116 94H117V92H116ZM115 94V95H116ZM132 94V93H131ZM252 96H251V95ZM145 95V94H144ZM228 95V94H227ZM249 95H250V97H249ZM98 96V95H97ZM105 96V95H104ZM109 96V95H108ZM119 96V95H118ZM204 96V95H203ZM229 96V95H228ZM100 97V96H99ZM113 97V96H112ZM116 97H117V95H116ZM121 97V96H120ZM143 97V96H142ZM252 97V98H253ZM256 97V98H257ZM108 98V97H107ZM115 98V97H114ZM119 98V97H118ZM135 98V97H134ZM140 98V97H139ZM146 98V97H145ZM219 98H221V100L219 99ZM255 98V99H256ZM261 98V99H260ZM263 98V99H262ZM103 99V98H102ZM101 99V100H102ZM137 99V98H136ZM218 99H219V101H218ZM227 99H229L228 97H227ZM260 99V100H259ZM110 100V99H109ZM140 100V99H139ZM262 100V101H261ZM117 101H119V99L117 100ZM213 101L215 102V103H213ZM225 101V100H224ZM259 101H261V102H259ZM115 102V101H114ZM259 102V103H258ZM118 103V102H117ZM143 103V102H142ZM105 104V103H104ZM122 104V103H121ZM212 104V105H211ZM227 104V103H226ZM124 105H127V104H124ZM146 105V104H145ZM144 105V106H145ZM223 105H224V103H223ZM111 106V105H110ZM109 106V107H110ZM113 106V105H112ZM118 106H120V105H118ZM123 106V105H122ZM121 106V107H122ZM135 106H136V104H135ZM141 106V105H140ZM179 106V105H178ZM199 106V105H198ZM209 106V107H210ZM78 107H79V105H78ZM86 107V106H85ZM84 107V108H85ZM80 108V107H79ZM84 108H82V109H84ZM96 108V107H95ZM118 108V107H117ZM120 108V107H119ZM123 108H124V106H123ZM127 108H129V107H127ZM182 108V107H181ZM184 108V107H183ZM191 108H192V106H191ZM199 108V107H198ZM199 108V109H200ZM204 108V109H205ZM68 109V108H67ZM66 109V110H67ZM101 109V108H100ZM103 109V108H102ZM101 109V110H102ZM108 109V108H107ZM107 109H105V112L107 111ZM110 109V108H109ZM108 109V110H109ZM180 109V108H179ZM113 110H115V109H113ZM123 110V112H125L124 111V109H122ZM127 110V109H126ZM130 110H131V108H130ZM77 111V110H76ZM103 111V110H102ZM110 111V110H109ZM112 111V110H111ZM140 111V110H139ZM138 111V112H139ZM180 111V110H179ZM186 111V110H185ZM200 111V110H199ZM202 111H205V112H202ZM97 112V111H96ZM99 112V111H98ZM97 112V113H98ZM113 112H115V111H113ZM119 112V111H118ZM128 112H130V111H128ZM134 112V111H133ZM144 112V111H143ZM172 112V111H171ZM184 112V111H183ZM223 112V113H222ZM93 113V112H92ZM104 113V112H103ZM120 113H122V112H120ZM126 113V112H125ZM167 113V112H166ZM174 113V112H173ZM181 113V112H180ZM187 113V112H186ZM202 113H203V115H202ZM81 114V113H80ZM110 114V113H109ZM127 114V113H126ZM125 114V115H126ZM161 114V113H160ZM172 114V113H171ZM179 114V113H178ZM177 114V115H178ZM184 114V113H183ZM190 114V113H189ZM196 113H194L193 115H194V117H196V115H197ZM263 115V116H261V115ZM68 115V114H67ZM86 115V114H85ZM97 115V114H96ZM95 115V116H96ZM106 115H107V113H106ZM112 115V114H111ZM117 115H119V114H117ZM133 115V114H132ZM149 115V114H148ZM151 115V114H150ZM162 115H163V113H162ZM94 116V115H93ZM97 116H99V115H97ZM124 116V115H123ZM157 116H158V114H157ZM161 116V115H160ZM167 116V115H166ZM172 116V115H171ZM104 117V116H103ZM113 117V116H112ZM112 117H111V119H112ZM120 117V116H119ZM119 117H117V119L119 118ZM121 117H122V115H121ZM163 117V116H162ZM161 117V118H162ZM168 117V116H167ZM209 117V118H208ZM91 118V117H90ZM90 118H88V119H90ZM94 118V117H93ZM92 118V119H93ZM102 118V117H101ZM114 118H116V115H115V117ZM135 118V117H134ZM134 118H132V119H134ZM145 118V117H144ZM143 118V119H144ZM148 118H150L149 116H148ZM165 118V117H164ZM170 118V117H169ZM172 118V117H171ZM183 118V117H182ZM181 118V119H182ZM190 118V117H189ZM196 118H199V117H196ZM128 119V118H127ZM129 119L130 120H132L131 118H130V116H129ZM166 119V118H165ZM177 119V118H176ZM192 119V118H191ZM194 119V118H193ZM210 119H215V121L214 122H211V120ZM91 120V119H90ZM97 120H99V118L97 119ZM123 120L125 121L126 119H124L123 118ZM136 120H137V118H136ZM142 120V119H141ZM156 121H157V119H155ZM154 120V121H155ZM158 120H160V118L158 119ZM162 120V119H161ZM170 120H172V119H170ZM178 120H180V118L178 119ZM79 121V120H78ZM88 121V120H87ZM114 121H115V119H114ZM120 121H121V119H120ZM120 121H118L119 122V124H121V122ZM123 121V122H124ZM139 120H137V122H138ZM143 121V120H142ZM141 121V122H142ZM153 121V120H152ZM155 121V122H156ZM192 121V120H191ZM80 122V121H79ZM90 122V121H89ZM115 122H117V121H115ZM128 121L126 120V123H127ZM131 122H133V121H131ZM136 122V121H135ZM147 121L145 120V123H146ZM159 122V121H158ZM166 122H168V120H166ZM166 122H164V123H166ZM134 123V122H133ZM139 123V122H138ZM152 123V122H151ZM178 123V124H177ZM181 123V122H180ZM213 123V124H212ZM66 124V123H65ZM82 124H83V122H82ZM104 124H106V125H104ZM119 124H117V125H119ZM128 124V123H127ZM141 124V123H140ZM157 124V123H156ZM182 124V123H181ZM188 124L190 125V127H187L188 126ZM117 125H115V127L117 126ZM135 125V124H134ZM138 125V124H137ZM137 125H135V126H133V127H137ZM146 125H147V123H146ZM153 125H154V123H153ZM158 125V124H157ZM156 125V126H157ZM83 126V125H82ZM125 127H126V125H124ZM129 126V124L127 125V127H126V132L125 131H120V133L119 132H117V133H119L120 135H115L116 136V138H113V139H116V141H117V138L119 137H121V139H123L122 137H123V135L125 136L126 134L125 133H127V131H130V129H128L127 130V128H129L128 127ZM76 127H78V126H76ZM76 127L74 128V129H76ZM80 127H81V124H80ZM85 127V126H84ZM83 127V128H84ZM118 127H120V126H118ZM118 127H117V130H118ZM124 127V128H125ZM139 127V126H138ZM123 128V129H124ZM142 128V127H141ZM145 128V127H144ZM150 128V127H149ZM157 128H159V127H157ZM133 129V128H132ZM78 130H80L79 128H78ZM137 130V129H136ZM135 130V132H137ZM143 130V129H142ZM147 130V129H146ZM159 130V129H158ZM157 130V131H158ZM174 130V131H173ZM179 130V131H178ZM160 131H162V130H159V132ZM163 131H162V133H163ZM87 132H86V129H85V131L84 130H81V131H78V133H77V136L80 134V139H82L83 137H84V133H86L87 134ZM124 132V133H123ZM131 132V131H130ZM135 132L133 131V132H131L129 135H128V137H129V141H130V139H134L135 140V138H137L138 137V135L136 136L135 135ZM139 132V131H138ZM151 132V131H150ZM158 132V133H159ZM167 132H169V133H167ZM75 133V132H74ZM111 133V132H110ZM116 133V134H117ZM143 133V132H142ZM146 132H144V134H145ZM156 133V132H155ZM158 133H156V135L158 134ZM167 133V134H166ZM171 133V134H170ZM73 134V133H72ZM76 134V133H75ZM131 134L133 135L132 137H131ZM140 134H141V132H140ZM162 136H163V134H161ZM160 134H159V136H161ZM77 136H76V138H77ZM114 136V135H113ZM114 136V137H115ZM118 136V137H117ZM140 136V135H139ZM143 136V135H142ZM147 136H149V135H147ZM158 136V137H159ZM167 136V137H168ZM203 137V139L205 140H203L204 142V144L203 145H201V147H200V149L201 150H199V151H201V153L199 154V152H197V154L199 155V158H198V155H197V157L196 158H194V161L191 159V156H192V153H193V151L194 150H192L193 148H194V146H195V144L197 143V142H199L198 141V139H200L199 137ZM20 137V136H19ZM71 137V136H70ZM70 137H69V140H70ZM74 137H75V135H74ZM110 137V138H109ZM152 137V136H151ZM165 137L166 136H163V137H161V138H163V139H165ZM170 137V136H169ZM17 138V137H16ZM21 138V137H20ZM73 138V137H72ZM85 139L87 138L86 137V135H85V137H84ZM141 138V137H140ZM140 138L138 137V139H136L135 141L139 144V142H140ZM144 138H145V136H144ZM150 138V137H149ZM154 138V137H153ZM152 138V139H153ZM223 138V139H222ZM85 139H84V143H85ZM89 139L87 140V141H89ZM105 139V140H104ZM125 139V138H124ZM143 139V138H142ZM162 139V140H163ZM202 139V138H201ZM222 139V140H221ZM225 139H227V142L225 141ZM18 140V139H17ZM20 140V139H19ZM18 140V141H19ZM68 140V139H67ZM107 140V141H106ZM119 140V139H118ZM138 140V141H137ZM166 140H168V139H166ZM169 140H170V138H169ZM225 141L226 143V147H225V149L222 147V149H224L223 150V157L221 158V154H222V152H221V154H220V159H222V160H218V157L219 156H217L216 154H218V152L220 153V151H221V149H220V143L222 144V141ZM71 141H73V139H71ZM76 141V140H75ZM82 141V140H81ZM125 141V140H124ZM127 141H128V139H127ZM142 141V143H141V145H143L145 142H146V138L145 139H143V140H141ZM145 141V142H144ZM152 141V140H151ZM165 141V140H164ZM172 141V140H171ZM201 141V140H200ZM78 142H80V141H77V144H78ZM113 142V141H112ZM135 142V143H136ZM149 142V141H148ZM153 142V141H152ZM156 142H157V139H156ZM162 142V141H161ZM169 142V141H168ZM20 143V142H19ZM73 143V142H72ZM81 143V142H80ZM91 143V144H90ZM116 143V142H115ZM122 143V142H121ZM125 143H127V142H125ZM154 143V142H153ZM158 143L159 142H157V143H155L156 144V146L154 147L153 145H151V146H149L148 145V143H145L144 144V146H140L141 148H143V147H145V148H148L149 149V151H148V149H147V151L148 152H146V151H143L142 150V152H143V154L145 153L146 154V156L147 155H149V154H151L153 157H162V155H160V152H161V147L158 145ZM214 143V144H213ZM15 144V143H14ZM68 144H69V142H68ZM93 144V145H92ZM119 144V146H120V143H118ZM134 144V143H133ZM147 144V145H146ZM202 144V143H201ZM213 144V145H212ZM16 145H19V144H16ZM76 145V144H75ZM79 145V144H78ZM77 145V146H78ZM140 145V144H139ZM72 146V145H71ZM113 146H114V143H113ZM121 146H123V147H126V148H123V150H125V152L128 154V152H129V156H130V153H132V154H134L133 152V150H132V146L131 147H129L131 150H132V152L131 151H129L130 149L127 147V146H130V144H128V145H124V144H122ZM154 148H153V147ZM200 146V145H199ZM211 146H214L213 148L214 149H209V147H211ZM18 147V146H17ZM115 147V146H114ZM118 147V146H117ZM135 147H136V144H135ZM144 148V150H146ZM83 149V148H82ZM99 149H100V151H103L104 152V154H103V152H101L103 155H101V153H100V151H99ZM118 149H122V147L121 148H118ZM129 149V150H128ZM134 149V148H133ZM137 149H138V147H137ZM13 150L14 149H12V152H13ZM110 150V149H109ZM112 150V149H111ZM114 150H116V149H114ZM15 151H16V147H15ZM14 151V152H15ZM24 151V150H23ZM92 151V150H91ZM122 151V150H121ZM137 151V150H136ZM10 153H11V151H9ZM8 152V153H9ZM27 152V151H26ZM106 152V153H105ZM111 152H113V154H114V151H111ZM124 152V153H125ZM140 152V151H139ZM19 153V152H18ZM17 153V154H18ZM84 153V152H83ZM82 153V154H83ZM118 153H119V150H118ZM137 153V152H136ZM149 153V154H148ZM14 155H15V153H13ZM22 154V153H21ZM26 154V153H25ZM27 154H28V152H27ZM85 154V153H84ZM121 154H123V153H121ZM120 154V155H121ZM143 154H142V156H143ZM12 155V154H11ZM23 155V154H22ZM94 155H95V157H94ZM97 155V156H96ZM112 155V154H111ZM117 155V154H116ZM119 155V156H120ZM127 155V156H128ZM137 155V154H136ZM151 155H150V158H151ZM163 155V156H164ZM195 155V153H194V156H196ZM219 155V154H218ZM13 156V155H12ZM82 156V155H81ZM85 156H82L83 157V159L85 158ZM103 156V157H102ZM108 156V155H107ZM106 156V157H107ZM114 156V155H113ZM118 156V155H117ZM119 156H118V158H119ZM126 156V157H127ZM145 156V155H144ZM166 156V155H165ZM168 156V157H169ZM215 156H217V159H216V157ZM9 157V156H8ZM115 157V156H114ZM125 157V156H124ZM160 157V158H161ZM193 157V156H192ZM77 158H78V156H77ZM108 158H109V156H108ZM107 158V159H108ZM112 157L110 156V159H111ZM118 158H115V159H118ZM130 158V157H129ZM138 158H139V156H138ZM163 158V157H162ZM197 158H198V160H197ZM78 159H82L81 157L80 158H78ZM92 159V160H93ZM105 161H107L108 163V165L106 164L105 166H104V163H101V161H103V160ZM109 159V160H110ZM112 159H114V158H112ZM121 159V158H120ZM131 159V158H130ZM133 159V158H132ZM135 159V158H134ZM133 159V160H134ZM143 160V158L142 157H140V160ZM148 159V158H147ZM154 159V158H153ZM158 159V158H157ZM204 159V161H203V163L205 164L203 167H205V166H207L205 169H207V168H210L211 169V167L213 168L214 166H218V167H220V168H218L217 170H220L219 172L218 171H213V173L211 172V174H210V172L207 170L206 172L207 173H205V172H203L204 171V169L201 171V173L203 172L204 174H209L208 176L207 175H204V174H200V172L196 175H193L195 172L194 171H192L193 169L196 171V168H193V167H198V165H199V162H201L202 160ZM76 160V159H75ZM85 160V159H84ZM124 160V159H123ZM122 160V161H123ZM138 161V164L137 165H139L140 163L142 164V162L141 161ZM164 160H166V158L164 159ZM195 160H197V162H198V164H197V166H196V164H195V166L193 165L194 163H197ZM71 161V160H70ZM77 161V160H76ZM75 161V162H76ZM85 161H87V160H85ZM96 161V162H97ZM106 161H105V163H106ZM117 161V160H116ZM150 161V160H149ZM163 161V160H162ZM161 161V162H162ZM176 161H178L177 163H176ZM88 162V161H87ZM87 162H85L86 164H87ZM117 162H119V161H117ZM120 162H121V160H120ZM119 162V163H120ZM128 162H129V160H128ZM137 162V161H136ZM135 162V163H136ZM147 162V161H146ZM151 162H153L152 160H151ZM151 162H149V164L151 163ZM74 163V162H73ZM77 163V162H76ZM83 163V162H82ZM123 163V162H122ZM131 163V162H130ZM132 163H133V161H132ZM144 163V162H143ZM162 163V164H163ZM173 163L175 164V165H177V164H179V174H178V176H177V173L175 174L177 177L174 179V181L172 182V183H170V181H168V182H166L168 185H166V187L168 186V189L166 190V193H165V197L164 196H162L161 194H160V192H159V190H158V188H157V186L160 184V183H162L161 181H162V179H161V177L164 175V174H166V172L165 171H168V169H169V171H170V168L169 167H172V166H174L173 165ZM70 164H72V163H70ZM69 164V165H70ZM75 164V163H74ZM81 164V163H80ZM93 164H95V163H93ZM115 164V163H114ZM148 164V165H149ZM201 164H202V162H201ZM77 165V164H76ZM82 165V164H81ZM88 165V164H87ZM87 165H85V167H87ZM134 165V164H133ZM83 166V165H82ZM111 166L113 167V165L111 164ZM110 166V167H111ZM116 166V165H115ZM118 166H119V164H118ZM126 166V165H125ZM142 166V165H141ZM200 166V165H199ZM70 167V166H69ZM76 167V166H75ZM75 167H74V169H75ZM78 167V166H77ZM79 167H81V166H79ZM121 167H123V166H121ZM134 167V166H133ZM178 167H176V168H178ZM98 168H97V170H98ZM115 168H117V167H115ZM126 168V167H125ZM132 168V167H131ZM135 168V167H134ZM77 169V168H76ZM84 169V168H83ZM106 169V170H105ZM109 169V168H108ZM121 169V168H120ZM127 169V168H126ZM172 169V168H171ZM201 169H202V165H201ZM123 170V169H122ZM130 170V169H129ZM134 170V169H133ZM132 170V171H133ZM212 170V169H211ZM210 170V171H211ZM216 170V169H215ZM68 171H69V169H68ZM70 171H71V169H70ZM72 171H73V168H72ZM76 171V170H75ZM79 170H77V172H78ZM81 171V170H80ZM83 171V170H82ZM81 171V172H82ZM87 171V172H86ZM114 171H116V170H114ZM146 171H148V170H146ZM146 171H145V174H146ZM178 171V170H177ZM176 171V172H177ZM191 171L193 172V174H191ZM99 172V171H98ZM97 172V173H98ZM109 173V174H107L106 175V173ZM171 172V171H170ZM83 173V172H82ZM133 173V174H132ZM144 173V172H143ZM172 173V172H171ZM216 173V174H215ZM66 174H68V173H66ZM70 174V173H69ZM101 174V173H100ZM125 174H126V172H125ZM161 174H163V175H161ZM200 174V175H199ZM214 174V175H213ZM89 177H88V176ZM174 175V174H173ZM175 175L173 176V178L175 177ZM204 175V176H203ZM78 176V175H77ZM80 176V175H79ZM101 176H103V178L101 177ZM122 176H123V174H122ZM127 176H128V174H127ZM127 176H125V177H127ZM207 177L206 179H202L201 177ZM88 177V178H87ZM129 177V176H128ZM153 177V178H152ZM165 177H168V174H167V176H165ZM165 177H163V178H165ZM79 178V177H78ZM77 178V179H78ZM93 178V177H92ZM173 178H171V180L173 179ZM80 179V178H79ZM78 179V180H79ZM89 179V180H88ZM108 179V180H107ZM160 179H161V181H160ZM167 179V178H166ZM165 179V180H166ZM169 179H170V177H169ZM203 180V181H202ZM207 180V181H206ZM167 181V180H166ZM204 181H206V182H208V183H206L205 184V182ZM77 182H79V181H77ZM114 182V183H115ZM122 182V183H123ZM117 183V182H116ZM165 183V182H164ZM121 184V183H120ZM151 184H153V189H152V187H151ZM72 185H73V183H72ZM101 185V186H100ZM118 185V184H117ZM82 186V185H81ZM120 186H122V185H120ZM163 186V185H162ZM61 187V186H60ZM123 187V186H122ZM161 187V186H160ZM159 187V188H160ZM58 188V187H57ZM56 188V189H57ZM70 187H69V185H68V189H69ZM76 188V187H75ZM82 188V187H81ZM105 188V189H104ZM113 188V189H112ZM117 188V187H116ZM65 189V188H64ZM68 189H67V191H68ZM74 189V190H73ZM109 189V190H108ZM120 189H122V188H120ZM155 189V190H154ZM69 190H71V188L69 189ZM157 190V191H156ZM56 191V190H55ZM62 191H63V189H62ZM104 192L105 194H108L107 192ZM122 191V190H121ZM153 191H154V193H153ZM165 191V190H164ZM120 192V191H119ZM54 193V192H53ZM59 194V193H58ZM79 194H81V195H79ZM125 194V193H124ZM33 196H32V198L31 199H29V200H33V197H35L34 196V194H32ZM51 196H52V194H50ZM73 195L75 196V197H73ZM84 195V194H83ZM132 195V194H131ZM29 196V195H28ZM27 196V197H28ZM73 198H72V197ZM120 196V195H119ZM135 196V195H134ZM26 197V198H27ZM38 197V196H37ZM36 197V198H37ZM50 197V196H49ZM113 197V196H112ZM122 197V196H121ZM25 198V197H24ZM83 198V197H82ZM99 198V199H98ZM139 198V197H138ZM143 198V197H142ZM28 199V198H27ZM40 199V198H39ZM109 199V198H108ZM112 199V198H111ZM119 199V198H118ZM140 199L141 198H139L138 199V201H140ZM145 199V198H144ZM37 200V199H36ZM35 200V201H36ZM47 200V199H46ZM86 200V201H85ZM101 200V201H100ZM107 200V199H106ZM110 200V199H109ZM114 200V199H113ZM134 200H136V198L134 199ZM41 201H42V199H41ZM83 201V200H82ZM97 201V202H96ZM125 201H127V200H125ZM131 201V200H130ZM39 202V201H38ZM46 202V201H45ZM74 202V203H73ZM134 202V201H133ZM34 203V202H33ZM35 203H37V202H35ZM40 203V202H39ZM67 203V204H66ZM76 203V204H75ZM81 203V205H79ZM107 203H108V201H107ZM106 203V204H107ZM116 203H117V201H116ZM126 203V202H125ZM138 203V202H137ZM136 203V204H137ZM144 203V202H143ZM71 204V205H70ZM73 204V205H72ZM100 204V203H99ZM135 204V205H136ZM139 204V203H138ZM137 204V205H138ZM142 204V203H141ZM43 205V204H42ZM47 205V204H46ZM89 205V206H88ZM105 205V204H104ZM112 205V204H111ZM131 205V204H130ZM135 205L133 206V207H135ZM137 205H136V207H137ZM142 205H144V204H142ZM39 206H40V204H39ZM141 206V205H140ZM146 206V205H145ZM43 207V206H42ZM93 207V208H92ZM118 207H120V206H118ZM135 207V208H136ZM40 208V207H39ZM46 208V209H47ZM92 208V209H91ZM115 208V207H114ZM121 208H123V207H121ZM132 208V207H131ZM135 208H133V209H135ZM124 209V208H123ZM137 209H139V208H137ZM263 209V210H262ZM41 210V209H40ZM39 210V211H40ZM42 210H43V208H42ZM77 210H79V209H77ZM125 210H127V208H125ZM45 211V210H44ZM47 211V212H48ZM74 211H76V212H74ZM121 211H123V210H121ZM261 211V212H260ZM49 212L47 213V214H49ZM84 212V211H83ZM82 212V213H83ZM93 212V211H92ZM97 212V211H96ZM142 212V211H141ZM45 213V212H44ZM74 213V214H73ZM81 213V212H80ZM81 213V214H82ZM85 213V212H84ZM103 213V212H102ZM259 213H261V214H259ZM73 214V215H72ZM76 214H79V213H76ZM85 215H86V213H85ZM99 215V214H98ZM137 215H138V213H137ZM183 215V217L185 216H187V217H190L189 218V220H186L185 218V223H184V221H183V223H184V225L183 224H180L181 222L179 221V224L178 225H182V226H177V229H178V231H179V228L180 227H182L183 228V231L182 230H180L181 231V233H179V236L178 237H180L181 235H186L187 236V238L186 239H188V237H189V235L191 234V232H192V234H193V236H192V238L191 239H188V240H186V243H185V248H186V250L187 251H189L188 253L186 252V251H184V252H180V253H178L179 254V257H178V255L176 256L175 254H177V253H175L176 251L174 250V249H172V247H170L171 245H169V248H171V249H168V245H167V243H168V237H173V233L177 230L176 229V226L175 227H171L172 229L174 228V231H171V232H173L171 235H168V237H167V239L166 238H164V237H166V236H160V237H162V239L164 238V240L166 239L167 240V243H166V245L167 246H164V248H167V249H165V250H167V252L166 253H163V252H165V250H164V248L162 249L161 248V245H162V240H161V238H158V240L160 239V241H158V240H155V239H157V238H155V239H153V241L155 240L156 241V244H154V245H152L153 243H155V241L153 242V241H151V240H149L150 238H151V236H150V238L148 239V232L150 231L151 232V230H152V234H154L155 233V231H158L159 232V229H154V228H156L155 227V225L156 224H158V223H154V220H157V219H159V217H161V218H163L164 216V220H166V217L167 216H172V218L171 219H174V222H175V220L176 221H178V219H175L176 217H179V216H182ZM204 215V216H203ZM262 215V216H261ZM68 216H69V218H68ZM79 216H80V214H79ZM87 217L88 216H90L89 214H87L86 215ZM93 216V215H92ZM97 215H95V217H96ZM103 216V215H102ZM128 216V215H127ZM206 217L207 216V218H209V219H211L212 218V222L214 221V223H215V221L217 222V221H219V222H222L221 223V225H222V228H221V226H220V228L221 229H224L223 231H220V232H218V230H215V228H213V227H210V231H209V233L211 234V236H213V234H214V236L212 237L213 239V244H208L207 242H206V244H202V245H204L202 248H199V246H197L196 247V243H200V241H202V240H200V239H202V236L203 237H205V234H200V236L198 235V233L197 234H194L193 233V229H194V227H197L198 228V230H201V231H203V230H205V227H206V224L208 223V224H214V223H212L211 221L209 222V219L207 220V222H206V220H205V222H201V219L199 218H197V217ZM75 218L77 217V215H75L74 216ZM81 217V216H80ZM174 217V218H173ZM50 218V217H49ZM54 218V217H53ZM79 218V217H78ZM82 218V217H81ZM81 218H79V221L77 222V224L78 223H80V219ZM86 218V217H85ZM85 218H84V220H85ZM94 218V217H93ZM98 218V217H97ZM125 218H127V217H125ZM153 218V219H152ZM160 218V219H161ZM64 219V220H63ZM90 219L92 220V218H91V216H90ZM89 218L87 219L86 218V220H88V221H86V222H89V220H90ZM130 219V218H129ZM135 219H136V217H135ZM152 219V221H149V220H151ZM169 219V218H168ZM188 219V218H187ZM196 219H198V221H200V222H197L196 221ZM21 220H22V218H21ZM47 221H48V219H46ZM50 220H51V218H50ZM49 220V221H50ZM63 220V221H62ZM76 220H78V219H75L74 221H75V223H74V221H73V223H67V225H69L70 227H71V224H72V229H74L73 228V226H75V224H76ZM90 220V221H91ZM101 220V219H100ZM125 221V223H126V221H128V220H126V219H124ZM133 220V219H132ZM162 220V219H161ZM179 220H181V219H179ZM183 220V219H182ZM181 220V221H182ZM195 220V221H194ZM204 220V219H203ZM15 221V220H14ZM20 221V220H19ZM54 221V220H53ZM83 221V220H82ZM115 221V220H114ZM123 221V220H122ZM130 221V220H129ZM134 221V220H133ZM159 222H160V220H158ZM157 221V222H158ZM169 221H171L170 219H169ZM168 221V223H167V221H166V223L164 222L163 224H169L170 222ZM188 221V222H187ZM11 222V221H10ZM24 222H25V219H24ZM27 223H29V221H26ZM25 222V223H26ZM46 222V221H45ZM84 222V221H83ZM107 222V221H106ZM132 222V221H131ZM136 222V221H135ZM134 222V223H135ZM140 223V221H137L136 223ZM174 222H172L173 224H174ZM26 223V224H27ZM47 223V222H46ZM49 223H51V221L49 222ZM48 223V224H49ZM85 223V222H84ZM105 223V222H104ZM117 223H118V221H117ZM133 223V224H134ZM161 223V222H160ZM176 223V222H175ZM14 224H16V223H14ZM13 224V225H14ZM19 224V223H18ZM18 224H17V226H18ZM48 224H47V227H48ZM81 224H83V223H81ZM123 224V223H122ZM163 224H160V225H163ZM177 224V223H176ZM217 224H218V222H217ZM21 225V224H20ZM63 225V226H62ZM66 225V226H67ZM79 225V224H78ZM78 225H76L75 226V229H76V227L78 226ZM106 225V224H105ZM108 225V224H107ZM120 225V224H119ZM131 225V224H130ZM129 225V226H130ZM170 225H172V224H170ZM215 225V227H216V223L214 224ZM213 225V226H214ZM220 225V224H219ZM12 226V225H11ZM22 226V225H21ZM26 226H30V225H26ZM25 226V227H26ZM35 226V225H34ZM45 226V225H44ZM50 226V225H49ZM51 226H53V224L51 225ZM54 226V227H55ZM57 226H56V228H57ZM58 226V228L60 229V227ZM89 226H90V224H89ZM97 226V225H96ZM127 226H128V224H127ZM158 226V228H160V226L159 225H157ZM54 227L53 228H51V229H54ZM68 227V226H67ZM103 227H104V225H103ZM102 226H101V228L103 229L102 231L105 233V231H104V229H107V228H103ZM106 227V226H105ZM125 227V226H124ZM163 227H165L164 225H163ZM169 227V228H170ZM209 227V226H208ZM30 228V227H29ZM28 228V229H29ZM34 228V227H33ZM32 228V229H33ZM109 228V227H108ZM126 228V227H125ZM153 228V229H152ZM161 228H162V226H161ZM167 228V227H166ZM212 228V229H211ZM248 228V230H246ZM249 228H251V229H249ZM32 229H29V230H32ZM35 229V228H34ZM46 229H48V228H46ZM50 229V228H49ZM61 229L60 230H57L58 232L59 231H61ZM81 229V228H80ZM111 229V228H110ZM130 229V228H129ZM168 229V228H167ZM218 229V228H217ZM221 229H219V230H221ZM243 229H245L244 231H243ZM263 231H262V230ZM38 230V229H37ZM95 230H96V228H95ZM98 230H100V229H98ZM163 230H164V228H163ZM209 230V229H208ZM251 230V231H250ZM9 231V230H8ZM34 231V230H33ZM35 231H36V229H35ZM39 231H41V230H39ZM47 231V230H46ZM50 231H52V230H50ZM56 231V230H55ZM56 231V232H57ZM80 231V230H79ZM78 231V232H79ZM87 231H88V229H87ZM90 231V230H89ZM110 231V230H109ZM116 231V230H115ZM162 230H160V232H161ZM167 232H168V230H166ZM165 231V232H166ZM196 231V230H195ZM207 231V230H206ZM236 231H238L237 232V235H244V236H241V237H243V240H242V238L240 237V236H238V237H240L241 238V242L239 241L240 239H238V241H236V240H230V239H234V238H232V236H230V232H231V234H233L234 232H236ZM240 231H241V233H240ZM243 231V232H242ZM261 233H260V232ZM43 231H41V233H42ZM113 232V231H112ZM157 232V233H158ZM162 232H164V231H162ZM177 232V231H176ZM188 234H186V233ZM199 232V231H198ZM204 232V231H203ZM216 232L218 233V234H216ZM226 232V233H225ZM257 232H258V234H257ZM33 233V232H32ZM37 232H35V234H36ZM39 233V232H38ZM47 233V232H46ZM52 233V232H51ZM62 233V232H61ZM103 233V234H104ZM111 233V232H110ZM109 233V234H110ZM114 233V232H113ZM116 233V232H115ZM118 233V232H117ZM127 233V232H126ZM130 233V232H129ZM170 233V232H169ZM225 233V234H224ZM85 234H87V233H85ZM89 234V233H88ZM91 234V233H90ZM99 234V231H98V233H96V235H98ZM102 234V233H101ZM125 234V233H124ZM175 234V233H174ZM178 234V233H177ZM181 234V235H180ZM227 234H228V237H230V238H227ZM247 234V235H246ZM255 234H257V235H255ZM260 234H261V236H260ZM1 235V234H0ZM57 235V234H56ZM92 235H94V233L92 234ZM95 235V236H96ZM106 235V234H105ZM108 235V234H107ZM114 235V234H113ZM120 235H121V233H120ZM123 235V234H122ZM121 235V236H122ZM148 237H147V236ZM155 235V234H154ZM183 235V236H184ZM202 235V236H201ZM218 235V236H217ZM219 235H222L221 236V238L219 237ZM88 236H90V235H88ZM94 236V237H95ZM111 236H112V234H111ZM117 236V235H116ZM146 236V237H145ZM250 237H251V235H249ZM257 236V237H256ZM38 237V238H37ZM42 237V236H41ZM59 237V236H58ZM57 237V238H58ZM100 237V236H99ZM108 237V236H107ZM123 237H124V235H123ZM155 237H158V234H157V236L155 235ZM172 237H171V239H172ZM177 236H176V238H178ZM201 237V238H200ZM219 237V238H218ZM223 237V238H222ZM233 237H234V234H233ZM235 237H236V235H235ZM259 237V238H258ZM37 238V239H36ZM98 238V237H97ZM101 238V237H100ZM125 238V239H126ZM176 238H174L173 239V241L172 242H174L175 243V245H176V243H178V241L176 242ZM185 238V237H184ZM254 238V239H255ZM264 238V237H263ZM14 239V238H13ZM24 239V240H25ZM91 239H93V241L91 240ZM104 239H105V237H104ZM109 239H110V237H109ZM108 239V240H109ZM114 239H115V237H114ZM204 239V238H203ZM236 239H237V237H236ZM250 238H247V241L246 242H248V240H249ZM29 240V241H28ZM39 240V239H38ZM97 240V239H96ZM106 240V239H105ZM178 240V239H177ZM181 240H182V238H181ZM184 240V239H183ZM183 240L181 241L182 243H183ZM209 240V239H208ZM251 240H253V237H251V239H250V241ZM263 240L264 239H262V242H263ZM144 241H146L144 244L142 243V242H144ZM205 241V240H204ZM250 241L248 242V243H250ZM19 242H20V239H19ZM24 243L23 244H25L26 245V243H25V241H23ZM29 242V243H30ZM57 242V243H56ZM104 242V241H103ZM110 242V241H109ZM151 242V243H150ZM153 242V243H152ZM179 242H180V238H179ZM181 242L179 243V244H181ZM32 243H30L31 245H33ZM44 244V246H43V244ZM113 243V242H112ZM120 243H121V241H120ZM129 242H127V244H128ZM150 243V244H149ZM165 243V242H164ZM258 243V242H257ZM256 243V244H257ZM260 243H261V241H260ZM42 244V245H41ZM159 244H161L160 245V247H159ZM172 244V243H171ZM201 244V243H200ZM199 244V245H200ZM207 244H208V246H207ZM243 244H244V242H243ZM242 244V245H243ZM253 244V243H252ZM30 245V246H31ZM34 245H36V244H34ZM121 246H122V244H120ZM158 245V246H157ZM174 245V246H175ZM184 245V244H183ZM241 245V246H242ZM244 245H246V243L244 244ZM258 245V244H257ZM261 245V244H260ZM43 246V247H42ZM125 246H127V247H125ZM173 246V247H174ZM179 246V248H181V249H183L184 247L182 246V247H180V245H178ZM263 246V245H262ZM31 247H33V246H31ZM243 247V246H242ZM241 247V248H242ZM246 247V246H245ZM247 247H249L248 245H247ZM257 247V246H256ZM255 247V248H256ZM259 247V246H258ZM258 247H257V253H256V250H255V248H254V250L255 251H253L252 250V248H250L251 250L250 251H248V252H255L254 254H253V256L251 255V253H250V255H248V254H246V252H245V254H241L240 255V257H241V260H242V263H244V264H248V262H250L252 259L254 260H252L251 261V264H255V263H257V264H264V249H262V247H259L260 248V250L258 249ZM25 248H27V247H25ZM132 248H133V246H132ZM131 248V249H132ZM175 248V247H174ZM177 248V247H176ZM179 248H177L176 250H179ZM263 248H264V246H263ZM120 249H121V247H120ZM235 249V248H234ZM238 249V248H237ZM169 250L171 251V253L172 254H174L176 257H174V255H171V256H173V258H171L170 256H168V254L170 253L169 252ZM174 250V253L172 252ZM184 250V249H183ZM249 250V249H248ZM259 250V251H258ZM127 251H131L132 252V250H127ZM228 251H229V249H228ZM234 251V250H233ZM237 251V250H236ZM235 251V252H236ZM123 252H125V251H123ZM162 252V253H161ZM122 253V254H121ZM128 253H130V252H128ZM128 253H127V255H128ZM137 253V254H136ZM143 253H144V255H143ZM161 253V254H160ZM238 253V252H237ZM236 253V254H237ZM243 253V252H242ZM116 254V255H117ZM122 256H121V255ZM126 256V258L124 257V255ZM152 254L154 255V256H152ZM165 254H167V255H165ZM180 254H182V255H184V256H186V258L184 257H182ZM111 255L113 256V257H111ZM122 257H120V256ZM152 257H151V256ZM158 255H160V256H158ZM235 255V254H234ZM238 255V254H237ZM166 257L167 259L169 258V260H167V262H164L166 259H162V257ZM239 256V255H238ZM108 257H111V258H113V259H111V261L112 262H105V260H107V261H110V258H108ZM115 257V258H114ZM155 257V258H154ZM240 257H238V258H240ZM252 257V258H251ZM258 259H257V258ZM106 258H108V259H106ZM128 258H130V257H128ZM171 258V259H170ZM237 257L235 256L234 257V259H233V261H235L236 263H237V259H236ZM254 258H256V260L254 259ZM259 258H261V260L259 259ZM125 259V260H124ZM160 259H162L161 261H159ZM236 259V260H235ZM123 260V261H122ZM164 260V261H163ZM201 260V261H200ZM230 260H232V259H230ZM259 260L261 261V263L259 262ZM130 261V262H129ZM190 261H191V259H190ZM240 261V259H238V262ZM263 261V262H262ZM132 262V263H131ZM192 262V261H191ZM234 262V263H235ZM167 263V264H168ZM188 263H190L189 261H188ZM192 263H194V262H192ZM197 263V264H198ZM235 263V264H236ZM230 264V263H229ZM231 264H232V261H231ZM238 264V263H237ZM240 264H241V261H240Z\"/></svg>","mask_w":264,"mask_h":264}]
</instances>
